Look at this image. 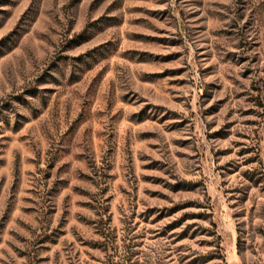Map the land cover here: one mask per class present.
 I'll use <instances>...</instances> for the list:
<instances>
[{
  "label": "rangeland",
  "instance_id": "obj_1",
  "mask_svg": "<svg viewBox=\"0 0 264 264\" xmlns=\"http://www.w3.org/2000/svg\"><path fill=\"white\" fill-rule=\"evenodd\" d=\"M0 264H264V0H0Z\"/></svg>",
  "mask_w": 264,
  "mask_h": 264
}]
</instances>
